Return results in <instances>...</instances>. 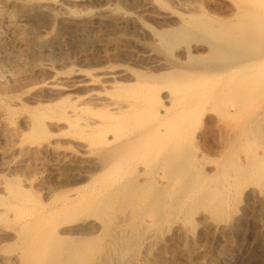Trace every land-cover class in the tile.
Masks as SVG:
<instances>
[{"label": "bare ground", "instance_id": "1", "mask_svg": "<svg viewBox=\"0 0 264 264\" xmlns=\"http://www.w3.org/2000/svg\"><path fill=\"white\" fill-rule=\"evenodd\" d=\"M150 1L169 10L160 29L119 21L152 31L146 61L124 36L109 52L101 20L73 40L95 48L80 65L41 13L77 20L85 0H0V264H138L159 226L187 240L203 211L228 238L261 212L264 237V0ZM72 146L92 162L85 182ZM27 156L50 169L24 178Z\"/></svg>", "mask_w": 264, "mask_h": 264}, {"label": "rangeland", "instance_id": "2", "mask_svg": "<svg viewBox=\"0 0 264 264\" xmlns=\"http://www.w3.org/2000/svg\"><path fill=\"white\" fill-rule=\"evenodd\" d=\"M149 1L150 0H145V1L144 0H138L136 2H132V3L126 2L124 4H120V5L116 6L117 3L116 2L113 3L114 0H112V5H115L116 7H118L120 9V12L115 13V14L114 13L109 14V12L98 11L97 7L99 5V0H89V2H88V0H85V2H75L73 4L71 3L70 8L72 9V11L75 9L73 12L80 16L77 20L75 19V20H70V21H65V22H54L49 16L43 15L41 13V16L43 19V22H42L43 27H41V30H43V32L44 31H53L54 33L56 32L55 34L57 36L59 35L60 38L62 37V39L66 43V47H67L66 50L69 51L70 53L72 52L71 53L72 58H74V60L78 61V59L83 60L84 58L88 59V58L92 57L93 49H95L94 47H92L90 45L89 46L90 49L88 48L89 50L87 49L88 51L86 50L87 52L84 51L85 52L84 53L82 50H80L77 47L78 43L76 45L73 40L81 38L80 28L85 27V26H91L95 23H98L101 20H104L106 23V26H105V28H102V29L108 30V31L103 30L102 31L103 33L102 32H101V34L98 32L97 33H98V36L101 35L102 39L104 40V43L106 45V49H111V50H108L109 52H111L114 49L113 48L114 46L112 44H110L112 42L111 41L112 38H113L112 40H114V41L116 40L115 38H117L116 41L118 42V38L120 36H124V38H123L124 41L122 40L120 42L119 47L122 48L123 50H125L128 53V55L130 54V57L133 59V62H134L133 65L134 64L141 65L144 61H146L145 57L147 58V55H148L146 51H149L152 48L151 45L154 44V39H153V37L151 38V36H152L151 32L152 31H150V29H147L145 26H143V28H139V26L133 27L132 25H128V26L120 25V28H119V21L122 19L123 15L124 16L127 15V17H129V19H135L136 18V19H139L146 26L151 25V27L149 26V28H152L153 30H157L156 28H158V27H159L158 29H160V23L167 20V19L163 20L160 18L161 17L163 18L166 14H168L169 10L167 9L168 10L167 11L166 9H164L162 7L154 6L151 4V1L150 2ZM147 4H150V5H147ZM215 4L220 5V6L221 5L226 6L227 2H225V1L223 2L222 0H215ZM89 11L91 14L88 13ZM98 12H100V13H98ZM160 15H162V16H160ZM50 20H51V22H50ZM161 20H163V21H161ZM114 22L116 23V25L117 24L118 25L116 26ZM52 25H54L53 28H52ZM62 29H64V30H62ZM138 29H140V31H138ZM141 29L142 30L144 29V31H142ZM131 30H133V31H131ZM57 31H59V32H57ZM79 32H80V34H79ZM126 32H127V35H126ZM129 34H130V36L131 35L132 36L131 37L128 36ZM73 35H75V36H73ZM152 40H153V42H152ZM126 42L127 43L129 42L128 45ZM74 46H76L77 49L72 48ZM70 47H71V49H70ZM91 48H93V49L91 50ZM138 48H140V49H138ZM80 51H81V53H80ZM74 53H75V55H74ZM140 57H142V58L140 59ZM78 63L80 65L83 64L81 61L80 62L78 61L76 64H78ZM208 138H210V140L209 139L206 140L207 138L203 139L205 141V144H204L203 140L200 141L203 144L199 143V145L201 144L200 147L203 145L201 147L203 150L210 148L209 145L213 146L212 142H211V144L209 143L212 140L213 135L208 137ZM212 148L213 147H211L210 149H212ZM65 149L64 150L66 152V155L68 157L71 155V158H72V160L70 158L71 163H70V166H68V168L71 170L77 169L75 174L80 176L81 178L83 177L82 180L85 182V180H86L85 177L88 174L87 171L91 167L92 162L90 161V163H89L88 160H86L85 158H83V160H82V157H80L81 155L78 153V149L75 146L65 147ZM210 149H209V151L208 150L207 151L210 153H213ZM69 152H71V153H69ZM73 154H74V156H73ZM31 157L32 156H27L25 158L26 160H24L21 164H19V170L22 171V173L24 172L23 173L24 178L31 177V175H34V173L38 172L36 170L40 171V169H41L42 171H44V170H46V167H47V169H50V163L49 162H47V161L45 162L44 160L37 162L35 159H32ZM1 161H4L2 156H0V172L3 169V167H2L3 162H1ZM82 162H83V164H82ZM47 163H49V164L47 165ZM41 164H43V166ZM34 165L35 166L37 165L36 168H34ZM44 166H46V167H44ZM70 167H72V168H70ZM74 168H76V169H74ZM85 168H87V169H85ZM3 171H4V169L2 170V173H0V175H4L5 172H3ZM27 173H29V174H27ZM203 213L204 214H202V216L198 220V224H199V226L197 227L198 230L196 229L195 234L194 235L192 234V236H190V238H188L187 240L180 238L184 232V229H182V226L180 224L172 223V224L164 225L161 230H160V226H159L157 230L152 232L153 236L151 238H149V241H147L145 244H143L141 247L138 248L137 258H136L138 261V264H203V263H206L207 261H210V260L212 261L211 262L212 264H258V263L264 264V249H263L264 248V243H263L264 237L262 235L261 227H260V221L263 220V215H261L262 214L261 212H260V215L257 213L258 217L257 216L251 217V219L249 220L250 222H248L246 224L247 226H244L245 228L241 229L238 233H236L231 238H228L225 235L218 233L216 228L214 227V225L211 224V221L209 219L210 214L206 211H203ZM215 232H217V233H215ZM155 238H157V239H155ZM189 239H192V240L189 241ZM184 240H186L185 243H184ZM223 252H227V254L224 258L221 259L220 257L223 254ZM261 253H262V255H261ZM146 256H148V258Z\"/></svg>", "mask_w": 264, "mask_h": 264}]
</instances>
